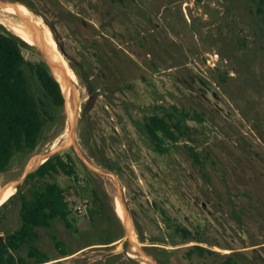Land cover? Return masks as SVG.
Instances as JSON below:
<instances>
[{"label":"rangeland","instance_id":"obj_1","mask_svg":"<svg viewBox=\"0 0 264 264\" xmlns=\"http://www.w3.org/2000/svg\"><path fill=\"white\" fill-rule=\"evenodd\" d=\"M0 24L41 33L78 74L56 79L67 90L59 118L0 172L1 204L39 164L24 171L32 155L59 153L74 167L46 177L64 190L70 226L36 228L42 264H264V4L0 0ZM24 41L26 60L46 62ZM172 106L198 116L157 152L143 117ZM18 207L16 196L0 208V238L18 226ZM195 240L214 252L185 257Z\"/></svg>","mask_w":264,"mask_h":264},{"label":"trees","instance_id":"obj_2","mask_svg":"<svg viewBox=\"0 0 264 264\" xmlns=\"http://www.w3.org/2000/svg\"><path fill=\"white\" fill-rule=\"evenodd\" d=\"M259 1L264 4V0ZM257 9L260 11V6ZM23 47L30 48L31 45L0 24V172L15 153L34 149L43 126L59 118V109L64 102L60 84L46 62L26 60L21 52ZM69 66L78 76L70 62ZM195 116L198 115L172 106L171 110L162 114L144 116L142 130L153 149L162 152L167 142L174 143L178 137L187 134L189 128L184 121ZM188 151L193 160L199 162L190 147ZM58 172L72 175L74 167L65 155L54 153L27 172L21 187L0 204L2 208L14 197L19 199L18 226L3 233L0 238V264L45 263L48 259L35 244L38 238L36 228H48L54 220L70 226L63 188L54 181L46 180V177ZM135 229L139 241L143 242L142 233L136 225ZM173 232L184 241H189L192 235L179 224L173 225ZM195 242L185 248V257H203L214 252L198 244L200 241ZM23 249L25 255H20ZM211 264H233V260L225 255L223 260Z\"/></svg>","mask_w":264,"mask_h":264},{"label":"bare ground","instance_id":"obj_3","mask_svg":"<svg viewBox=\"0 0 264 264\" xmlns=\"http://www.w3.org/2000/svg\"><path fill=\"white\" fill-rule=\"evenodd\" d=\"M14 32L18 36L23 38L24 40L30 41L34 45L36 44L44 52L46 58L49 60V62L51 64L53 75H54L55 79H57L61 83V85L63 84V81L61 78L64 79L63 76H65V74L68 75L72 80L75 79V76H74L72 70L65 63V61L59 56V54L57 53V51L55 50V48L53 46V43L50 40H47L46 38H44V36L41 33L34 32V31L26 29L22 26L14 27ZM64 81L67 82L65 79H64ZM62 91L64 92V95H65L67 90L64 88V90H62ZM72 119H73V117L70 116V122L72 121ZM46 154L37 155L35 157L32 155L33 158L31 157L28 160V162L25 165L24 171L29 170L30 168L35 166L37 163H41L45 159ZM119 212H120V217L124 221V218H123L124 213L120 209H119Z\"/></svg>","mask_w":264,"mask_h":264},{"label":"built area","instance_id":"obj_4","mask_svg":"<svg viewBox=\"0 0 264 264\" xmlns=\"http://www.w3.org/2000/svg\"><path fill=\"white\" fill-rule=\"evenodd\" d=\"M208 57L210 58V59H213V60H216V54H213V56L212 55H208ZM206 62L207 63H209V59H206ZM84 206H85V204L83 203V201L81 202V201H77L75 204H74V206H73V209H74V211L75 212H77V213H82L83 212V208H84ZM40 264H42V263H40Z\"/></svg>","mask_w":264,"mask_h":264},{"label":"water","instance_id":"obj_5","mask_svg":"<svg viewBox=\"0 0 264 264\" xmlns=\"http://www.w3.org/2000/svg\"><path fill=\"white\" fill-rule=\"evenodd\" d=\"M6 3H7V2H6ZM38 50H39L40 53L43 55V57H45V59H46V64H47V66L49 67L50 71L52 72L51 64H50L49 60L46 58L44 52H43L42 50H40V49H38ZM59 50L61 51V53H63V51H62L61 48H59ZM63 77H64V79L69 83V80L67 79L68 77H66V76H63ZM45 158H46V157H45ZM15 190H16V187H15Z\"/></svg>","mask_w":264,"mask_h":264}]
</instances>
